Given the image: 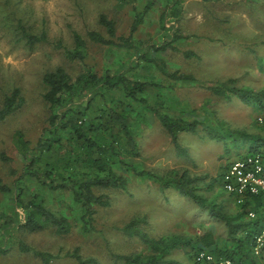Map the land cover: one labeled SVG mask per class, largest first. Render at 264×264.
<instances>
[{"label": "rangeland", "instance_id": "1", "mask_svg": "<svg viewBox=\"0 0 264 264\" xmlns=\"http://www.w3.org/2000/svg\"><path fill=\"white\" fill-rule=\"evenodd\" d=\"M149 1L152 2L150 7L142 12ZM133 3L120 0H0V107L4 95L15 86L23 96L21 105L0 120V153L7 156L6 159L0 156V179L11 187V191L0 190V246L7 248L5 253H0V264H42L37 255L20 250V242L51 253V264H77L69 254L76 246L83 257L93 258L89 264H123L121 258H114L117 253H153L162 259L172 258L187 264L190 251L201 245L203 235H210L221 249H230L234 245L235 233L230 225L212 215L208 207L180 194L169 180L179 175L183 168L194 177L206 176L192 183L205 203L220 207L229 216L235 212L234 199L223 190L219 172L235 153L247 148L248 142H244L245 138L239 134L246 132L245 118L252 115V106L235 94H215L205 86L221 81L219 79L226 71L235 69L232 54L222 65L215 62L216 59L225 60V46L237 44L234 35H258L255 43H264V0H182L181 14L178 17L168 15L165 29L160 26L159 14L166 4H170L168 0H136ZM136 11L143 13V20L133 34L132 47L87 40L84 59L79 61L69 59L64 48L55 45V41L61 40L64 47L73 49V30L84 37L88 29L105 34V27L98 19L100 13L114 20L117 33L126 34ZM19 21L33 33L45 30L47 40L30 47L18 30ZM175 29L182 33L173 41L177 49L152 50L145 41L149 39L157 44L169 40ZM220 35L225 39L233 37V40L224 42ZM188 49L195 55L185 56L182 51ZM261 51L262 48L258 53ZM148 57L163 60L167 71L189 73L193 78L169 77L155 61L147 60ZM56 66L64 67L72 80L80 72L91 69L98 74L109 70L111 74L122 72L133 79L153 82L142 92L151 105L160 104V111L172 116L198 120L195 131H183L178 136L188 153L179 154L156 114L144 103L126 95L121 87L108 88L100 84L83 88L76 83L72 91L64 92L61 105L50 107L43 97L46 87L42 75ZM236 69L242 70L237 66ZM258 77L264 80V67ZM236 78L240 83L247 82L253 80V75ZM90 97L91 104L83 115L86 131L99 143L114 147L115 153L84 145L72 146L68 143L67 133L62 131L63 144L42 153L37 162L39 168L52 169L51 176L55 181L105 174L106 168L127 179V190L94 187L96 193L106 195L109 203H90L93 213L86 228L81 219L84 207L73 198L70 188H52L28 175L18 179L26 158L20 152L15 132L21 130L32 146L48 125L50 114L83 106ZM109 109L121 110L128 117L139 151L137 156L131 153L116 123L109 119ZM210 128H215L220 136H211ZM218 146L222 147L221 153L216 152L219 156L198 157L199 153L215 151ZM119 157L162 177L137 175L128 164L119 162ZM93 158H97L100 165L91 163ZM162 181H165L164 186ZM17 191L24 202L32 194H38L49 209L68 218L70 231L60 234L51 226L36 231L20 227L18 223L24 218L25 209L14 201ZM132 219H136L138 229L151 237L182 241L170 246L146 243L136 234L127 235L122 226ZM229 220L234 223L231 217Z\"/></svg>", "mask_w": 264, "mask_h": 264}, {"label": "trees", "instance_id": "2", "mask_svg": "<svg viewBox=\"0 0 264 264\" xmlns=\"http://www.w3.org/2000/svg\"><path fill=\"white\" fill-rule=\"evenodd\" d=\"M135 2L136 0H120ZM170 4H166L159 14L160 26L166 28V18L168 15L173 17H178L181 14V2L182 0H168ZM152 2H147L142 12L150 7ZM134 4V3H133ZM133 9L136 10V6L133 5ZM141 11H136L131 19L128 27V32L126 34H119L116 32L115 22L113 19L109 18L106 14L100 13L98 16L99 22L105 27V34L96 30L88 29L86 32V37H84L77 30L72 31L74 48L68 49L64 47L61 40L55 41V45L63 47L66 56L72 60L82 61L85 56V46L87 40L94 41L101 44H116L118 46H134V32L138 28L139 24L143 20V13ZM18 30L23 38H25L26 43L31 47L33 44L39 41H46L47 34L45 30L39 33H33L29 31L25 25L19 21ZM182 36V33L176 29L172 32V36L169 40H163L160 43H152L149 39L145 40L148 42L149 47L152 50H164L167 48L177 49V46L173 41ZM143 42V40H142ZM185 56L195 55V52L191 49L182 51ZM147 60L155 61L160 70L169 77L178 79H192L193 76L189 73L179 72V71H167L165 62L163 60L155 59L154 57H148ZM42 81L45 84V92L43 93L44 99L49 103L50 107H55L62 104L64 92H70L73 90L76 83L80 84L81 87H94L96 85H105L108 88H118L121 87L126 95L130 96L133 100L144 103L147 105L159 118L161 124L165 127L168 132L172 143L174 144L177 152L179 154H187V149L179 142L178 133L181 131H195L198 124L196 119H185L181 116H172L169 113L160 111V104L151 105L147 98L142 93L147 87L153 85L154 83L149 80L133 79L126 76L122 72L111 74L109 70H106L103 74H98L97 72L87 69L79 74L72 80L68 75L67 71L62 66H56L53 69L47 70L42 75ZM235 78L229 77L221 80L217 83H212L206 85L205 87L212 90L215 94H220L223 96H228L235 94L243 100H257L258 103L261 101V97L264 96V90L258 89L254 90L249 87H243L235 84ZM90 97L87 103L83 106H77L73 108H66L60 113H52L48 117V125L44 128V131L38 136L34 144L31 146V142L27 139L21 130L17 129L15 132L16 142L20 149L21 154L26 158V164L24 170L18 175V179L28 175L40 180L41 183L47 184L52 188H65L68 187L72 190L73 198L81 203L84 207V211L81 214V219L87 226V222L91 221L93 208L90 207V203L95 202L100 205H107L109 203L107 197L103 193H96L94 187L104 186V187H117L123 190H127V179L122 175L116 173L111 168H106L105 174H95L92 177L81 178V179H70L69 181H55L51 174L52 169L49 167L39 168L37 162L42 153L55 148L57 145L63 144L62 131H65L68 135L67 140L71 141L68 143L72 146L84 145L88 148L95 149L98 151H110L114 152V147L109 144L99 143L97 140L93 139L88 135L86 127L84 125L83 115L86 113L87 108L91 104ZM23 102V96L20 93L19 87H13L8 93L3 97L2 105L0 107V120L4 119L10 112L18 108ZM108 117L110 120L114 121L117 125L119 132L126 139L127 144L133 155H138L137 145L135 138L130 130L128 124V117L121 110L109 109ZM215 128L208 129L211 136H220L215 131ZM35 151L36 153H34ZM1 158L6 159L7 156L4 153H0ZM122 164H128L132 168L133 172L137 175L148 174L153 177H160L156 172L147 168H138L135 165L127 163L122 157L117 158ZM94 162L98 165L99 160L93 158L91 163ZM226 164L223 166L219 172V177L222 170L225 168ZM101 169V168H100ZM162 177V176H161ZM160 177V178H161ZM203 176L194 177L191 175L186 168L181 169L179 175L170 177V184L175 186L179 193L190 197L196 201L199 205L203 207H208L210 213L216 217L224 219L228 226L230 225L231 231L234 232L233 239L234 245L230 249H221L213 241L210 235H203L200 238L201 245L194 247H210L215 251L218 250L227 255L236 257L238 259L249 260L247 256L248 250L246 246L251 242V235L256 232L259 228L258 220L256 219H244L242 222L231 223L229 220L231 216L226 215L221 211L220 207L209 206L205 203L204 198L196 191V185L192 183L195 179L202 178ZM162 186L165 185V181H162ZM0 190L11 191V187L5 183H2L0 179ZM14 201L16 205L21 206L25 209L24 218L18 223V225L28 231L41 230L47 227H53L54 231L57 233H67L71 229V223L68 218L61 214H56L51 209H49L43 202L42 198L34 193L25 202L21 198V194L17 191L14 195ZM136 219L129 220L125 225L122 226V231L127 235L136 234L142 241L146 243L164 244L175 246L181 239H162L151 237L146 232L138 229L135 225ZM20 250L26 252H32L37 255L42 264H51L50 258L51 253L43 250H38L28 245L25 242L19 243ZM192 248V250L194 249ZM7 248L0 246V253H5ZM192 251H190L191 257ZM69 254L76 259L77 264H89L93 262L91 257H83L79 252V247L76 246L69 252ZM114 258H121L123 264H182L176 259L168 258L162 259L158 255L149 253H117ZM248 258V259H247Z\"/></svg>", "mask_w": 264, "mask_h": 264}, {"label": "built area", "instance_id": "3", "mask_svg": "<svg viewBox=\"0 0 264 264\" xmlns=\"http://www.w3.org/2000/svg\"><path fill=\"white\" fill-rule=\"evenodd\" d=\"M257 121L264 124V111ZM220 183L240 205L247 204L249 219L258 220L259 228L249 245L251 258L247 261L210 247H196L187 264H264V148H252L227 162Z\"/></svg>", "mask_w": 264, "mask_h": 264}, {"label": "crops", "instance_id": "4", "mask_svg": "<svg viewBox=\"0 0 264 264\" xmlns=\"http://www.w3.org/2000/svg\"><path fill=\"white\" fill-rule=\"evenodd\" d=\"M256 34V33H255ZM258 35H253V36H248V37H244V35L241 33H238L236 35H234V42L237 44H235L234 46H230L227 45L225 46V60H215V62H218L220 65L226 63L227 59L226 57H229L230 54H232L233 56V62L235 64V69L233 70H229L225 72V75H223L222 79L219 80H224L226 78L229 77H233L236 79L235 84L239 85V86H243V87H249L251 89L254 90H258V89H263L264 90V80H260L258 75L261 72V69H263L264 65V43H255L258 39H257ZM220 38L222 40H224V42L228 41H232L233 37L227 36V39L224 38L223 35H220ZM251 38V39H249ZM254 38V39H252ZM231 48H235L234 50H232ZM262 48L263 51H261L259 54L258 51L259 49ZM214 49V48H212ZM227 51H229V53H227ZM259 56L261 58H259ZM214 62V60H213ZM227 64H233V63H227ZM236 66L239 67V69L242 70H238L236 69ZM240 74V75H238ZM249 74L253 75V80L252 81H247V82H238V79L236 77L238 76H247ZM210 79H215V78H210ZM242 79V78H241ZM258 79L260 81H258ZM212 93L213 91L210 90ZM239 99V98H238ZM243 100V99H242ZM260 103L257 102V100H247L246 103L250 104L252 106V115L248 116V118H251L253 121L249 120L248 118L246 119V125H245V131L246 132H242L239 134V136H242L245 138L244 142L247 141L248 142V146L247 148L249 150H251L252 148L255 147H259V148H264V124H261L257 121V116L260 115L263 111H264V96L261 97V101H259ZM255 118H256V122H255ZM183 132V131H181ZM180 133V132H179ZM178 133V136H179ZM246 148V149H247ZM224 149V148H223ZM239 150L237 153H235V156L232 157L231 159H229L228 161L225 162V164H227V162H229L230 160H232L233 158H235L236 156L247 152L248 150ZM222 150L221 146H218L217 149L215 151L213 150H209V152H206L205 154L203 153H199L198 157L200 159H206V157L208 156H219L220 155V151ZM217 151H219L218 153H216ZM225 151V150H224ZM223 153V152H222ZM224 164V165H225ZM206 176H203L202 178L199 179H205ZM203 184L205 185L206 182L204 181ZM231 196V195H230ZM232 197V196H231ZM233 198V197H232ZM234 199V198H233ZM232 200V199H231ZM234 202V213H231V218L234 220V222H242L244 221V219H248L246 214V209H247V204L245 205H240L235 199L232 200ZM239 208H242L241 210ZM239 210V211H238ZM250 241H249V245H250ZM249 245L246 246V249L248 250L247 256L249 259L251 258V256L249 255Z\"/></svg>", "mask_w": 264, "mask_h": 264}]
</instances>
